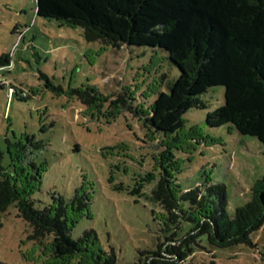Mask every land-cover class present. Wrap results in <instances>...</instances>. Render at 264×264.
Here are the masks:
<instances>
[{"label": "rangeland", "instance_id": "obj_1", "mask_svg": "<svg viewBox=\"0 0 264 264\" xmlns=\"http://www.w3.org/2000/svg\"><path fill=\"white\" fill-rule=\"evenodd\" d=\"M36 7L37 0H0V56L11 59L0 70V162L10 169L9 146L21 143L26 161L45 165L41 186L31 196L36 208L52 204L53 195L69 200L78 189L89 191L92 217L81 219L71 236L78 240L94 231L102 250L114 251L119 264H130L171 235L184 239L193 227L183 220L166 224L164 209L151 198L166 171L183 192L208 178L210 185H225L231 214L251 199L252 187L264 177V146L230 125L206 124L208 113L224 104L223 86L203 94L206 108L188 111L176 133L155 131L127 107L148 109L160 92L170 91L181 71L168 53L88 42L83 28L38 17ZM77 92L101 99L88 107ZM121 95L124 102L117 103ZM151 174L155 178L149 179ZM32 235L16 204L0 212V261L56 264L46 248L52 238L35 241ZM252 238L258 247L221 249L201 237L202 248L174 259L177 264H264V227ZM78 261L69 264H85Z\"/></svg>", "mask_w": 264, "mask_h": 264}, {"label": "trees", "instance_id": "obj_2", "mask_svg": "<svg viewBox=\"0 0 264 264\" xmlns=\"http://www.w3.org/2000/svg\"><path fill=\"white\" fill-rule=\"evenodd\" d=\"M36 15L83 28L88 42L116 49L147 46L168 53L181 71L170 91L160 92L148 109L127 107L146 126L165 135L176 133L184 127L188 111L206 108L200 97L223 86L224 104L208 113L206 124L230 125L264 146V0H37ZM10 63L8 55L0 56V70ZM13 93L26 98L16 88ZM77 94L88 107L101 99ZM124 98L118 97L117 103ZM24 150L21 143L10 144V169L0 162V212L16 204L33 228L35 241L52 238L46 248L56 264H69L74 258L85 264H119L114 251L102 250L96 232H85L78 240L71 236L81 219L92 217L89 191L78 189L69 200L53 195L52 204L35 207L31 196L40 188L46 167L26 161ZM165 173L152 190V200L164 209L166 224L183 220L193 227L184 239L171 235L156 251L142 252L130 264H177L174 258L184 260L196 246L202 248L197 243L201 237L213 248L258 247L252 237L264 227V177L252 187L251 199L231 214L225 185H210L208 178L206 184L183 192L171 173Z\"/></svg>", "mask_w": 264, "mask_h": 264}]
</instances>
